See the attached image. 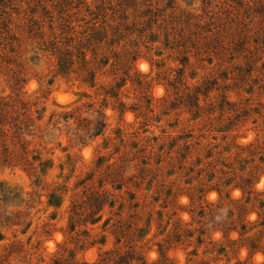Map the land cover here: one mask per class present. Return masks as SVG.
Listing matches in <instances>:
<instances>
[{
    "label": "rangeland",
    "instance_id": "rangeland-1",
    "mask_svg": "<svg viewBox=\"0 0 264 264\" xmlns=\"http://www.w3.org/2000/svg\"><path fill=\"white\" fill-rule=\"evenodd\" d=\"M242 4L238 7L228 0H0V97L18 95L44 110L34 147L42 160L52 161L38 187L20 167L0 161V264H47L57 245L65 241L62 231L72 204L86 189L108 191L116 203L102 210L100 222L87 227L88 240L95 245L79 250L65 242L80 261L93 263L100 252L115 248L110 226L119 219L138 222L139 228L151 220L141 250L148 263L158 258L157 246L176 225L194 233L200 221L207 226L196 255L188 256L196 248L197 233L189 242L172 246L167 252L171 264L263 261L260 255L249 259L237 234L223 237L208 228L215 224L209 223L210 209L221 205L225 217L244 203H235L242 198L234 188L240 178L257 172L260 178L254 189L264 191V155L257 153L264 150V93L257 87L249 90L233 84L234 62L208 65L192 59L182 66L164 41L171 30L186 28L187 21L208 22L216 13L221 20H229L245 9L257 18L253 12L264 8V0H242ZM97 33L106 38L91 39ZM49 41L73 54L79 46L88 50L86 62L95 68L93 87L83 82L85 73L78 64L68 74L57 72V55L42 45ZM11 45L18 59L7 65L1 59L9 58ZM17 71L24 80L19 87L11 80ZM178 71L186 84L178 86L175 96L167 81L176 78ZM111 88L117 98L108 95L105 100ZM194 94L199 112L184 107L178 98ZM96 110H104L106 127L94 137ZM70 112L80 116V123L69 128L68 134L61 121L57 130L47 125L53 114ZM77 125L88 130L85 145L68 142ZM116 175L121 178L118 190L117 183H111ZM60 186L66 191L60 208H48L44 191ZM201 209L207 215L202 220ZM248 219L253 221L255 215ZM220 245L225 253L216 256Z\"/></svg>",
    "mask_w": 264,
    "mask_h": 264
},
{
    "label": "trees",
    "instance_id": "trees-1",
    "mask_svg": "<svg viewBox=\"0 0 264 264\" xmlns=\"http://www.w3.org/2000/svg\"><path fill=\"white\" fill-rule=\"evenodd\" d=\"M238 7H242V0H228ZM257 18L251 16L249 9L243 10V13L234 14L229 20L228 17L221 20L214 14L208 22L202 20L186 22V28L179 31L173 30L165 35L166 46H170L171 50L179 56L180 64L187 66L193 59L195 62H207L211 65L213 61L220 63L234 62L233 71L235 73L232 81L235 86L257 87V89L264 93V8L255 11ZM31 32V31H30ZM29 32V33H30ZM98 34V33H97ZM95 34L91 39L96 40L95 37L106 38L103 33ZM102 35V36H101ZM120 39L121 37L118 36ZM11 41L17 42L15 38ZM90 40H88L89 42ZM89 44V43H88ZM46 46L45 50H50L52 55H57V72L59 74H68L71 72L75 64L79 65L81 72L85 73L83 82H88L90 87L94 86L95 68H89L86 62V51L82 46L74 48L75 54L72 51L61 50L57 46V42L49 41L42 42ZM89 46V45H88ZM90 47V46H89ZM9 58L1 59L7 65L11 62L15 63L18 58L15 55L14 48L9 46ZM75 57L76 60H73ZM106 65V63H102ZM88 66V67H87ZM20 72H13L11 80L14 86L19 87L24 83L20 76ZM183 73L178 71L177 77L168 80L167 85L174 91V95H178V86H185L182 80ZM117 88V87H116ZM249 89V90H252ZM187 89V88H185ZM204 93L210 90L208 87L204 88ZM200 93V92H195ZM105 100L108 96L110 99L117 98L116 92L105 93ZM206 98L207 96L204 95ZM184 107L195 109L199 112L198 96L187 95L178 97ZM184 98V100H182ZM227 105V104H226ZM36 103H32L18 95L14 97H0V161L11 167H20L29 177L34 179L33 185L38 187L43 183L47 171L51 168L52 161L42 160L41 154L35 149L36 133L44 117V110L39 111ZM119 107H123L119 105ZM104 110H96L95 113L97 122L94 130V137L99 136L106 127V117ZM239 117V116H238ZM237 117V118H238ZM60 121L64 123L63 127L67 129L66 134L69 133L73 125L80 123V116H76L75 112L65 113L61 116L53 114L47 125L51 126V130H57ZM84 122V120H81ZM88 130H80L79 125L75 128V132L71 134L69 143L71 145H85V136ZM48 136L52 139L51 134ZM41 146V145H40ZM39 146V147H40ZM257 152L264 155V150ZM254 155V154H253ZM210 157V156H209ZM263 159V158H262ZM261 159V160H262ZM264 163V161H263ZM142 164H146L143 162ZM264 175V172L261 175ZM256 175V176H255ZM259 174L247 175L245 178H240L238 184L234 186L239 189L242 194L241 200H235V203L243 201L244 203L237 205V207L229 211V216H223L221 205L210 209L209 215L213 214L209 223H215L209 227L208 230L213 233L220 232L223 237L235 233L238 236L237 241L242 239V246L248 254L249 259L255 255H260L264 264V191L258 192L254 189L255 184L259 180ZM118 175L111 183L116 182L115 189H119ZM246 190V193L244 192ZM41 191H43L41 189ZM65 187H54L50 190H45L46 206L57 210L62 204L65 195ZM219 194V192L216 190ZM256 194L254 198L252 195ZM246 196L244 199L243 196ZM116 203L113 195L108 191L96 192L86 189L82 192L79 200L72 204L70 216L68 218L65 231H62L63 239L62 245H57V252H55L47 264H171L167 258V252L173 245H183L193 239L194 234L197 233L194 244L195 250L189 253L188 256H195L196 250L203 244V237L205 236L207 224L201 221L200 229L194 233L183 231L180 225H176L170 233H168L164 240L157 247L158 258L148 263L141 254L146 237L150 231L151 220L146 222L144 228H139V224L133 222H124L122 219L116 220L111 227V234L115 239V248L111 251H102L98 254L97 259L93 263L80 261L76 257L75 251H68L66 243L73 244L79 250L85 246H93L96 242H89L90 233L87 230L88 226H94L101 221L102 210L108 206L112 209ZM249 206V208L247 207ZM213 207V205H210ZM136 208V206H135ZM215 211V212H214ZM250 214L255 215V219L250 221L248 217ZM207 216L201 209L198 217L202 220ZM19 224H11L12 227ZM108 223L106 222L104 227ZM216 226V229L214 228ZM84 228V231L79 233V229ZM218 228V229H217ZM212 233V234H213ZM84 238H80V237ZM0 240H2L0 238ZM236 241V242H237ZM66 242V243H65ZM104 241L100 244L103 245ZM234 243V242H233ZM140 245V246H138ZM191 244L188 243L187 247ZM225 247L222 245L215 251L216 256H221L225 253ZM212 254V252H211ZM41 263H44L40 259ZM235 264H251L250 262H240Z\"/></svg>",
    "mask_w": 264,
    "mask_h": 264
}]
</instances>
